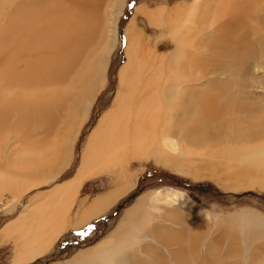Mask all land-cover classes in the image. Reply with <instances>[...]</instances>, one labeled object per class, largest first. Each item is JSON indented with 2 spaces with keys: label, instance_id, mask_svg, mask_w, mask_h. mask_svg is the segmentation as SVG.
I'll return each mask as SVG.
<instances>
[{
  "label": "bare ground",
  "instance_id": "6f19581e",
  "mask_svg": "<svg viewBox=\"0 0 264 264\" xmlns=\"http://www.w3.org/2000/svg\"><path fill=\"white\" fill-rule=\"evenodd\" d=\"M123 2L125 0H0V11L4 4H10L8 14L0 15L3 18L0 28L5 29L0 35V193L8 191L13 195L14 203L19 202L25 191L50 181L59 173L58 170L51 171L53 173L50 172V176L39 175L37 182H30L27 175L33 170L69 163L68 154L73 146V141L69 138L76 128H80L88 114H83L76 120L73 116L77 106H71L69 109L74 113L71 112L64 121V118H59L58 112L64 115L68 98L71 95L75 97L85 85L87 88L90 83V88L81 92L76 105H79L80 98L89 99L96 85H103L106 61L116 40V23ZM182 6L180 4L171 9L174 12L170 15L166 12V16L160 10L149 9L146 5L138 6L137 13L149 18L150 23L160 26L159 37L164 38L175 26V21L170 19L175 18L176 24L179 22L178 13L183 12L185 7ZM242 8L244 6H225L215 10L217 16L227 17L213 30L219 34V40L224 43L223 47H226L227 52L230 51L229 54L225 51L226 56L231 58L235 55L232 50L241 52L246 46L245 37L236 34L241 22L239 18L243 17V12H239ZM108 27L112 28L107 30ZM179 30L181 29L177 31ZM126 37L128 59L120 70L118 94L113 107L102 115L97 128L91 133L79 169L70 181L55 184L43 194L45 197L42 202L32 200L25 203L18 218L3 229L8 238L14 237L17 242L20 241L15 254L17 262L25 263L44 253L68 227L77 229L101 217L131 187H135L129 174H125L123 161H128V155L140 159L159 156L181 173L196 174L198 172L192 169L197 166L195 164L196 161L198 164L199 159L194 160L196 157L192 159L189 156L194 151L190 148L192 143L208 144L207 136L228 135L223 132V128L234 129V123H243L242 127L245 128L251 125L252 120L257 119L255 127L250 128V131L254 129V134L264 127V116L258 117L260 114L253 107L245 108L242 105V111L237 112L236 118L241 114L244 115V120L230 119L231 113L236 109L234 106L239 105L232 101L229 106L231 98L235 101L237 99L227 87L224 90L222 84L217 94L207 96L204 89L209 80H201V75L194 82L182 80L180 71L196 62L195 57L186 56L187 60L183 63L179 59L181 51L189 54L187 52L190 49L184 51L185 43L181 44L187 36L181 41L183 35L179 40L175 34V40L180 43L172 54H160L151 43H145L134 20L126 29ZM190 37L188 39L192 40V36ZM188 39H185L186 42ZM85 64L86 67H83ZM226 82L229 83L228 80ZM26 87L38 88L40 92L32 97L25 95L20 90H26ZM5 128L16 130L20 134L17 139L23 137L9 151L5 149L7 146L3 149L1 147L4 139L1 131ZM242 141L248 143L249 140ZM67 142L69 146L65 151L63 147ZM233 143L236 144L234 140ZM118 167L119 170L116 169ZM105 170L119 172L120 176L116 179V185L119 186L98 195L90 203L86 199L80 201L72 219L70 211L85 178ZM18 191L22 192L20 196ZM39 195L42 196L41 192ZM189 205L197 204L184 192L172 188L151 190L125 209L113 231L102 238L92 251L86 250L84 255L71 260L69 264H83V257L86 258L85 264H120L121 261L123 264H153L152 257L156 258V252H153V256L149 252H141L140 255L135 253V243L141 244L144 241L141 228L145 222L140 215L153 211L164 212L169 206L182 208L185 212ZM180 214L175 216L179 217ZM235 220L243 242L246 243L245 252L249 255L246 264H262L260 258L248 251L253 243L258 247V243L264 244V226L261 220L250 213L238 215ZM158 231L160 230L149 232L148 238L154 237L156 242H168L175 236L179 240L184 238L181 237L182 234L177 236L173 232L171 235L164 231L158 234ZM183 247L181 246L182 251ZM262 248L263 246L260 249ZM181 250H176V254L183 253ZM179 257L181 258L180 255L176 256V264H192L190 259L182 260ZM144 258L146 261L150 259L148 263Z\"/></svg>",
  "mask_w": 264,
  "mask_h": 264
},
{
  "label": "rangeland",
  "instance_id": "374dc122",
  "mask_svg": "<svg viewBox=\"0 0 264 264\" xmlns=\"http://www.w3.org/2000/svg\"><path fill=\"white\" fill-rule=\"evenodd\" d=\"M180 4L185 7L182 10L183 12H180L181 14L178 13L179 16L177 15V22H179L176 24L175 18L170 19L175 21L174 25L177 27L175 28L174 26L173 31H169L164 38L159 37L160 26L150 23L149 18L137 13L138 6L146 5L149 9L160 10L161 14L166 16V12L167 15L168 12L169 15L172 14L174 12L172 10ZM4 5L0 15L8 14L10 4L6 3ZM122 6L123 8L118 14L116 23V40L106 61L103 85H96L89 99L85 98L82 100L80 98L79 105H76V99L81 95V92L88 89V87L90 88V83H87V88H85L86 85L84 88L82 87L83 90L77 93L76 98L72 95L68 98V103L64 106L65 111H63L65 114L61 115L58 112L59 118H64V121L72 112L69 109L71 106H77L75 107L76 113L72 112L76 120H79L83 114H88L80 128L78 130L76 128L69 138L70 141H73V146L68 154L70 156L68 158L69 163L67 165L58 164L54 167L50 165L37 171L33 170L34 172L27 175L30 182H37L40 176L44 174H46L44 176H47V174L50 176L51 173L57 172V170L59 173L56 177L51 178L52 180L49 179L50 181H45L41 185L25 191L19 202L16 201L14 203L12 201L13 195L9 194L8 191L4 190L1 192L0 226L15 216L18 213L17 211L23 208V205L27 203L31 196L48 190L49 187L60 183L68 176H74L77 169H79L78 167L81 165L82 156L91 133L97 128L96 126H98L102 115L113 107L118 94L120 70L128 59L126 29L133 20L137 29L143 34V41L151 43V46L156 48L160 54H172V52H175L180 43V41L175 40L176 37L180 40V36L183 35L182 41L185 36H187L185 39H191L190 36H192V40L188 39L190 40L189 42L188 40L186 42L185 39L181 42L183 45L185 43L184 51L190 50L187 52L189 54L181 51L179 59L183 63L187 60V57H195L196 62L190 63L187 68L184 67L180 71L181 78L184 82H194L201 75V80H209L210 82L204 89L207 92V96L217 94L221 89V84L224 90L227 87L233 93L234 98L237 99L235 101L231 98L229 106L232 101L239 105L237 107L234 106V109H236L231 113L230 119L236 118L237 112L242 111V105L245 108L253 107V109H256V112L260 114L258 117L264 116V0H125ZM225 6L230 8L244 6L239 11L243 12V17L239 18L241 21L240 30L238 29L236 34L239 37H245L246 46L241 49V52L237 51L239 54L232 50V53L236 55L233 58L226 56L230 51L227 52L226 47H223L224 43L219 40V34L214 31L216 25H219L227 18L217 16L215 10H218L219 7L222 9ZM2 21L3 18L1 17L0 24ZM173 21H171V26H173ZM203 26L206 28H203ZM0 27L2 26L0 25ZM111 28L108 27L107 30ZM178 29L181 30L177 31ZM3 30L5 29L0 28V35L4 32ZM183 31H186L185 34H182ZM220 43L221 45L219 46ZM5 54H7V51H5ZM83 67H86V64ZM208 70L210 71L207 72ZM193 76L195 77L193 78ZM227 80L232 86L226 82ZM25 89L20 91L25 95H31V97L40 92L38 88L26 87ZM243 116L238 114L236 119L244 120ZM254 120H252L250 126L245 128L242 127L243 123H239V126L234 123V129L223 128V132L228 135L207 136L206 141L208 144L195 145L192 143L190 148L194 151L189 156L192 159L196 157L194 160L199 159L198 164L197 161L195 164L197 166L192 169L194 172H198L196 174L181 173L174 165L166 163L159 156L152 155L140 159V157L128 155V161L127 159L123 161L124 167H126L125 174H129V179L135 184V187H131L127 191L128 193L120 198L107 213L90 221L85 226H81L82 228L75 230L77 232L67 230L45 255L40 254L41 256L36 260L30 259V262H25V264H66L67 262L70 263L71 260H76L80 255H84L86 250L90 251L91 249L92 251V248L94 249L102 238H105L108 233L110 234L125 209L132 206L141 195L151 190L163 188H172L184 192L197 205H189V209H186L185 212L182 208L169 206L164 212L153 211L140 215L144 219L143 222H145L141 228L144 241L141 244L135 243L136 254L140 255L141 252H149L153 256L155 254L153 252H156L155 255L156 258L158 256V260L155 263L156 258L153 256V264H176V256L178 257V255L181 256L179 259H190L192 264H246L247 256L249 255L245 252V250L247 251L246 243L243 242V236L238 227H236L235 219L238 215L244 216V214L249 215L250 213L258 217L264 226V183H262L264 182V127L263 129H258V132L256 131L257 134H254V129L250 131V128L255 127L257 122V119ZM15 131L11 128H5L1 131V135L4 138L1 145L2 149L7 146L5 149L9 151L10 148L15 147L14 145L17 144L19 139L23 138L17 139L20 134ZM238 139L240 140L238 141ZM242 139H248L249 141L247 143L242 141ZM219 140L220 142H218ZM233 140L236 144L233 143ZM68 146L69 143L67 142L63 150L67 151ZM116 169L119 170V167ZM118 174L119 172L105 170L85 178L83 189L81 188L78 199L72 208H75V210L72 212L76 211L81 199L87 197L92 200L98 195L116 189L119 186L116 185V179L120 176ZM14 188L16 187L14 186ZM20 189L23 188L20 187ZM21 193H19V196ZM243 212L245 213L242 214ZM179 213L182 216L179 215L177 217ZM231 220L233 221L232 223ZM80 229L81 231H78ZM156 229L160 230L158 234H162V231L168 234L173 232L177 236L182 234L181 237L184 238L179 240L175 236L173 241V238H171L168 242H162V240L156 242L153 240L155 239L154 237L148 238L150 236L149 232L151 233L152 230L155 231ZM0 245H2L0 246V264H11L12 255L13 253L15 255L17 251L13 246V242H1L0 239ZM258 245L259 247L256 243H253L248 251L260 258L262 264H264V244L258 243ZM141 246L145 248H141ZM181 246H184V251L181 250ZM262 246L263 248L260 249ZM87 247L90 248L77 253L81 248ZM150 249H153V251ZM178 249L183 253L178 254V252L176 254V250L180 251ZM170 251L173 254L175 253V255L173 256ZM188 255L190 256L189 258L187 257ZM148 260L150 259L146 261L144 258L147 263ZM81 261L85 264L86 258L83 257ZM248 261L250 262V260ZM13 263L23 264L15 261V257ZM120 264H123L122 261Z\"/></svg>",
  "mask_w": 264,
  "mask_h": 264
},
{
  "label": "crops",
  "instance_id": "0c3cea01",
  "mask_svg": "<svg viewBox=\"0 0 264 264\" xmlns=\"http://www.w3.org/2000/svg\"><path fill=\"white\" fill-rule=\"evenodd\" d=\"M138 15H142V14H138ZM73 177H70V178H68V179H65V180H63V181H61V183H58V184H62V183H65V182H67V180L68 181H70L71 179H72ZM58 184H56V185H58ZM84 184V183H83ZM83 184L81 185V187L79 188V192H80V190H81V188H82V186H83ZM53 188V186H51V187H49L48 188V190H45V191H41L42 193H41V195L42 196H40L39 195V193L40 192H38V193H36V194H34L33 196H31L30 197V199L29 200H27V202H29V201H32L33 200V202H37V203H40V202H42L43 201V199H44V195L43 194H45L46 192H48V191H50L51 189ZM38 194V195H37ZM78 195H79V193L77 194V197H76V201H77V199H78ZM36 196H38L37 198L38 199H36ZM40 197V198H39ZM92 198V197H91ZM90 198V199H91ZM86 199V202L87 203H90L91 202V200H89L87 197L86 198H83V199H81L80 201H83V200H85ZM76 201H75V203H76ZM80 201H79V203H80ZM118 201V200H117ZM117 203V202H116ZM79 205V204H78ZM115 205V204H114ZM113 205V206H114ZM74 206V205H73ZM73 206H72V208H73ZM112 206V207H113ZM79 207V206H78ZM78 207L76 208V210L78 209ZM111 207V208H112ZM71 208V211H70V216H72V219H73V216H74V214L76 213V212H72V211H74L75 210V208L74 209H72ZM23 208H21L19 211H17L18 213L15 215V216H13L12 218H10L8 221H6L2 226H1V228H0V239H1V242H13V246H14V248H15V250H17L18 248H19V242L20 241H18L17 242V239H15L14 237H9L8 238V236L7 235H5V233H4V230L3 229H5V227L7 226V224L8 223H10L11 221H13V220H15V219H17L18 218V216L21 214V212H23ZM68 218H69V215H68ZM85 226V225H84ZM83 227V226H82ZM81 227V228H82ZM73 229V230H72ZM78 229V228H77ZM76 228H73V227H68V229L67 230H71V231H75V230H77ZM67 230H64L62 233H60L58 236H57V238L53 241V243L51 244V246L49 247V248H47V250L45 251V253H42L43 255H45L46 254V252H48V250H50V248H52V247H54V245H55V243H57V240L63 235V234H65L66 233V231ZM78 231H81V229L80 230H78ZM75 232H77V231H75ZM2 234V235H1ZM11 238V239H10ZM5 239V240H4ZM97 244V243H96ZM0 246H2V245H0ZM90 247H92V246H90ZM90 247H87V248H81L80 250H78L77 251V253L78 252H80V251H82V250H86V249H88V248H90ZM76 253V254H77ZM15 254H16V252H15ZM76 254H74V255H76ZM39 256H41V255H38V256H35L34 258H33V260H36ZM14 257H15V255H14V253H13V255H12V258H11V264H15V263H13V261H14ZM32 260V261H33ZM30 262V261H29ZM27 263V262H26ZM16 264H18V263H16ZM23 264H25V263H23ZM66 264H69L68 262L66 263Z\"/></svg>",
  "mask_w": 264,
  "mask_h": 264
},
{
  "label": "trees",
  "instance_id": "16d2710c",
  "mask_svg": "<svg viewBox=\"0 0 264 264\" xmlns=\"http://www.w3.org/2000/svg\"><path fill=\"white\" fill-rule=\"evenodd\" d=\"M72 176H73V175H72ZM72 176H71V177H72ZM68 178H70V176H68V177H67V178H65V179H68ZM65 179H63V180H65ZM61 180H62V179H61ZM82 189H83V187H82ZM2 225H3V224H2ZM2 225H1V226H2ZM1 226H0V227H1Z\"/></svg>",
  "mask_w": 264,
  "mask_h": 264
}]
</instances>
